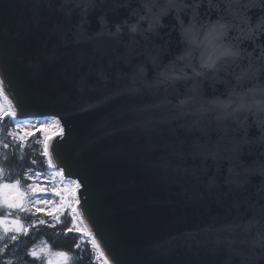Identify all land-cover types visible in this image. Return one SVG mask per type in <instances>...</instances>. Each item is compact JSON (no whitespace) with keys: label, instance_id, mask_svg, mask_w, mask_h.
I'll list each match as a JSON object with an SVG mask.
<instances>
[{"label":"water","instance_id":"95a60500","mask_svg":"<svg viewBox=\"0 0 264 264\" xmlns=\"http://www.w3.org/2000/svg\"><path fill=\"white\" fill-rule=\"evenodd\" d=\"M262 17L264 0H0L6 100L62 121L53 163L110 262L264 264Z\"/></svg>","mask_w":264,"mask_h":264},{"label":"trees","instance_id":"16d2710c","mask_svg":"<svg viewBox=\"0 0 264 264\" xmlns=\"http://www.w3.org/2000/svg\"><path fill=\"white\" fill-rule=\"evenodd\" d=\"M2 105L7 110L8 105L5 102ZM20 121L25 122V120ZM0 128L3 129V134H0V167L4 170L3 174L0 175V184L14 183L19 180L20 187L27 186L32 180L25 178L26 170L30 176L37 172L44 175L48 180L53 171L59 172L57 169L48 168L47 157L41 154L42 144L36 142L43 139L41 132L36 131L35 137H26V146L21 150L20 142L14 141L11 136L7 135L8 131L15 130V123L10 118H6L0 122ZM3 143H7L9 147L3 148ZM21 155H23L22 160L19 158ZM32 161L35 163L33 164ZM6 210L0 209V215H5L8 218H19L23 226L28 227L29 231L27 236H19L16 242L11 241V233L0 239V247L8 245L6 252L0 253V257H2L0 264H6L9 260L12 261V264H48V261H51V264H65L63 258L56 255L60 251L67 252L71 256L72 259L67 264H102L98 259L99 254L93 252L90 243L85 242L80 233L75 230L65 233V229L73 224L72 208L63 209L59 216V223L44 213L30 214L19 212L16 209L11 210L10 213L7 210L8 213H6ZM40 220H45L46 224H39ZM33 222H36L35 227L32 226ZM53 223L56 225L54 228L48 226ZM76 227L81 228L77 215ZM77 243H79V247H76ZM33 248L38 252V258H33L28 254ZM41 250L43 251L41 252Z\"/></svg>","mask_w":264,"mask_h":264},{"label":"snow or ice","instance_id":"6c2138e0","mask_svg":"<svg viewBox=\"0 0 264 264\" xmlns=\"http://www.w3.org/2000/svg\"><path fill=\"white\" fill-rule=\"evenodd\" d=\"M173 7L175 5H172ZM169 8H162L160 15H166L169 11ZM179 19V17H177ZM244 22L245 24H249L251 22V18L247 15L244 16ZM156 23H159V17H156L155 19ZM183 22L181 21V24ZM257 30L264 33V17H262L257 25ZM135 30V29H133ZM248 39H253V35H249L247 37ZM211 67V65H209ZM5 89H4V81L0 79V97L7 99V96L4 95ZM6 118H10L16 125L15 130H11L7 132L8 136H11L14 141L20 142L21 150L26 146V137H35L36 131L44 133L42 140H37V144H42V155L44 157H47V167L51 169H55L56 165L53 163V154L55 152V146L52 144V137H49L46 132L47 128L51 125H47L44 123H41L40 128H37L35 130H31L29 128V125L25 122L22 123L18 117V113L16 111V108L12 105L11 101H9V106L7 110L4 109L3 105H0V122H3ZM48 118H46L47 120ZM55 126L59 128V132L56 133L59 136L64 135V129L60 127V121L56 120L55 117L51 118ZM23 133V134H20ZM0 134H3V129L0 128ZM3 148L7 149L9 145L7 143L2 144ZM21 160L23 159V155L19 157ZM3 159H6V157H3ZM34 164L35 161H32ZM3 168L0 167V175L3 174ZM40 176V173H36V178ZM59 177L62 183L74 185V188L71 189V195L67 197V202L75 201L74 205H71L70 203L68 206L72 207V221L73 224L68 229H65V233L71 232L75 230L77 233H80L81 238L85 240V242L90 243L91 249L93 252H97L99 254L100 258L104 259V264H116L114 258L110 262L109 259L105 256V252L101 249V244L97 240V236L93 233V230L90 228H87V225L84 229H81L79 227H76V215H80L81 219H84L85 213L82 209V207L78 208L77 206L80 205V197L77 195V191L81 188V184L79 181H73L70 179V177L66 176L63 170H60L59 172L53 171L52 176L50 179L52 180V187L49 189L48 187H41L39 183H33L28 184V190L32 193V195L35 197L37 194H42L44 196L43 199H35V200H27L26 198L28 196V192H21L20 191V181L16 180L14 183L11 184H0V189H15L16 196L14 199L9 200L5 198L2 202H0V209L6 208L9 213L11 210L16 209L19 212H28L30 214H37V213H44L48 217L54 219L56 223L60 222L59 216L62 213L64 207L66 206V197L65 193L69 191L68 188H61L57 189L55 186V178ZM26 179H33L32 176L28 175V170H26L25 174ZM51 194L53 198L59 197L60 198V204L53 208H46V207H35L34 212L32 207H26L25 204L27 202L28 205H50L53 203V201L47 199V195ZM39 224H46L45 220H40ZM33 227L36 226V222H33ZM49 227H55V223L48 225ZM28 227L23 226L22 221L19 219H11L9 220L5 215H0V232L3 233V235H0V239H3V236L10 235V239L12 242H16L19 238V236L28 235ZM8 245H4L3 247H0V253H5ZM76 247H79V243H77ZM43 250H41L42 252ZM33 258H38L39 254L35 250V248L31 249L28 253ZM56 255L59 257H62L65 261V264H67L68 261H70L72 258L69 255V253L60 251L57 252ZM2 259V257H0ZM6 264H12V261L9 260L6 262ZM48 264H51V261H48Z\"/></svg>","mask_w":264,"mask_h":264},{"label":"rangeland","instance_id":"374dc122","mask_svg":"<svg viewBox=\"0 0 264 264\" xmlns=\"http://www.w3.org/2000/svg\"><path fill=\"white\" fill-rule=\"evenodd\" d=\"M3 102H6V101L2 97H0V105H2ZM25 122L29 125V128L31 130H35L37 128H40V126H41V124H40L39 121H34V120L33 121H27L26 120ZM57 132L58 131L52 129V127H48L46 134L49 137H51V136L55 135ZM41 134H42V136H44V133L41 132ZM57 170L60 171L58 168H57ZM36 173L37 172H34V173L31 174V176L33 177V179H31L32 182L30 184L39 183L41 187H48L49 189H51V187H52V180L51 179L48 180L44 175H40L38 178H36ZM51 176H52V174H51ZM3 184H5V183H3ZM7 184H11V183H7ZM63 184L64 183H61L60 178L57 176L55 178V186H56V188L57 189H61V188H68L69 189V191L65 193L66 206L64 208L70 209L72 207L71 206H68V204L70 203L71 205H74L75 204V201L67 202V197L71 195V189L74 188V185H69V184L63 185ZM27 186L20 187V191L21 192H28V196L26 198V201L27 200H35V199H38V198L39 199H43L44 198V196L42 194H37L34 197L32 195V193L29 192ZM15 196H16L15 189H0V202H2L5 198H7L9 200H12V199L15 198ZM47 199L53 201V203L50 204V205H44V204H40V205H35V204L28 205L27 202H26L25 206L26 207H29V206L32 207L33 208V211H34V208L37 207V206H39V207H46V208H53V207H56V206H58L60 204V198L59 197L53 198V196L51 194H48L47 195ZM4 210H6V208ZM6 213H8L7 210H6ZM78 217H79L80 224L82 225L83 220L80 218V216H78ZM8 219L11 220V219H15V218H8ZM16 219H19V218H16ZM85 225H84V227H85ZM98 259L102 262V264H104V259L103 258H98Z\"/></svg>","mask_w":264,"mask_h":264},{"label":"bare ground","instance_id":"6f19581e","mask_svg":"<svg viewBox=\"0 0 264 264\" xmlns=\"http://www.w3.org/2000/svg\"><path fill=\"white\" fill-rule=\"evenodd\" d=\"M53 117H55V119L56 120H59L60 121V127H62L63 128V124H62V121L58 118V117H56V116H49V120L51 121V122H53L54 123V121L51 119V118H53ZM52 129H54V130H56V131H58L59 132V128L58 127H53ZM57 132V133H58ZM56 135V134H55ZM5 209V208H4ZM1 212V211H0ZM5 212V211H4ZM84 225H85V222H84ZM86 226V225H85ZM85 228V227H84ZM0 234H3L2 232H0ZM50 242V241H49ZM83 261V260H82Z\"/></svg>","mask_w":264,"mask_h":264}]
</instances>
